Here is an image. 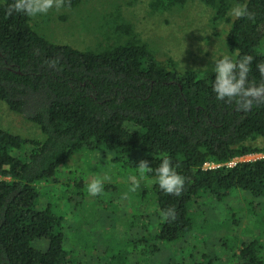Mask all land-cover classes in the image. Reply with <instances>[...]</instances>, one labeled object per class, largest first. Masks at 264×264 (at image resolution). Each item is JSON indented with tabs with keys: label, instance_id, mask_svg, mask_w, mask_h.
Here are the masks:
<instances>
[{
	"label": "trees",
	"instance_id": "obj_1",
	"mask_svg": "<svg viewBox=\"0 0 264 264\" xmlns=\"http://www.w3.org/2000/svg\"><path fill=\"white\" fill-rule=\"evenodd\" d=\"M186 1L154 0V8ZM202 1L215 9V21L230 23L229 51L252 55L249 78L264 83L256 68L264 53L255 50L264 36V0ZM14 2L0 0V101L38 126L44 138L0 128V264L66 261L63 216L41 203L37 185L57 181L84 149L106 150L115 159L127 155L134 165L146 160L153 169L146 175L154 180L157 212L141 211L135 229L142 234L135 240L187 241L202 228L218 238L227 232L222 246L232 245L226 257L192 252L185 264H264V157L239 160L264 154V101H253L245 112L235 101L217 100L213 71L181 69L173 58H160L118 17L112 21L120 34L115 42L80 49L40 34L32 17L15 12ZM232 2L247 5L253 18L231 20ZM164 157L186 178L180 196L165 194L156 183L154 170ZM206 162L219 166L205 168ZM89 183L81 177L75 187L85 194ZM106 189L104 182L101 194ZM238 192L250 220L240 233L243 206L232 202ZM168 208L175 209V219L163 221L160 213ZM223 209L234 226L220 217ZM245 230L253 233L250 240L240 238Z\"/></svg>",
	"mask_w": 264,
	"mask_h": 264
},
{
	"label": "rangeland",
	"instance_id": "obj_2",
	"mask_svg": "<svg viewBox=\"0 0 264 264\" xmlns=\"http://www.w3.org/2000/svg\"><path fill=\"white\" fill-rule=\"evenodd\" d=\"M236 5L232 2L230 10ZM230 10L228 17L232 20ZM116 17L129 23L141 42L148 44L157 56L173 58L181 69L195 68L207 73L213 69V60L221 54L234 55L226 43L230 23L215 21V9L202 0H187L181 7L161 10L154 8V0H81L74 7L64 3L60 7L54 6L45 14L32 16V22L49 40L85 49L105 47L117 40L120 34L112 25ZM255 50L264 53V36ZM0 128L27 138H44L38 126L13 112L2 101ZM109 153L84 149L73 164L63 166L57 181L37 185L41 203L51 204L54 211L63 216L69 244L65 245L68 254L63 264H185L184 257L192 252L209 255L217 252L225 254L224 257L231 252L225 249L232 242L222 246L227 232H222L218 238L204 228L189 235L187 241L159 242L148 237L144 241L135 240L142 234L136 232L140 227L135 229L141 222L137 218L141 211L157 212L154 180L146 173L141 179L137 169L139 164L129 163L127 155L115 159ZM258 158L261 157L254 154L239 160ZM132 175L140 181L135 191H129L131 181L128 178ZM97 176H107L104 181L107 189L103 194L95 197L88 190L85 194L78 192L77 179L83 177L91 182ZM233 196V205L243 206L242 228L237 231L240 233L250 226L248 209L241 192ZM220 217L234 226L229 211L223 209ZM245 231L240 238L250 240L253 233Z\"/></svg>",
	"mask_w": 264,
	"mask_h": 264
},
{
	"label": "clouds",
	"instance_id": "obj_3",
	"mask_svg": "<svg viewBox=\"0 0 264 264\" xmlns=\"http://www.w3.org/2000/svg\"><path fill=\"white\" fill-rule=\"evenodd\" d=\"M65 0H15L13 8L15 12L25 16H36L45 14L49 9L60 7ZM230 15L236 19L247 16L252 19V14L248 11L247 5L237 4L230 10ZM254 57L252 55L236 56L231 54H221L213 60L214 79L212 81V91L216 99L231 103L235 101L238 111H249L253 106V101H264V83H256L249 78L251 65ZM58 61L51 62L52 67L57 66ZM256 68L260 76L264 78V61L257 63ZM178 164H173L170 158L164 157L159 166L154 170L156 183L159 189L165 194L180 196L184 188L186 178L178 171ZM140 178L143 179L146 172H152L148 161L142 160L137 166ZM131 186L129 191H135L140 186V181L135 175L129 176ZM107 176L101 178L97 176L88 185V192L92 196L100 195L104 190V181ZM161 219L174 220L176 211L174 208L162 210Z\"/></svg>",
	"mask_w": 264,
	"mask_h": 264
},
{
	"label": "built area",
	"instance_id": "obj_4",
	"mask_svg": "<svg viewBox=\"0 0 264 264\" xmlns=\"http://www.w3.org/2000/svg\"><path fill=\"white\" fill-rule=\"evenodd\" d=\"M250 155H254V154H250ZM260 157H264V154H258ZM236 162V160L235 161H232V162H230V163H228L229 165H232L233 163H235ZM217 166H219V164H217V163H214V162H206L205 163V168H212V167H217Z\"/></svg>",
	"mask_w": 264,
	"mask_h": 264
}]
</instances>
